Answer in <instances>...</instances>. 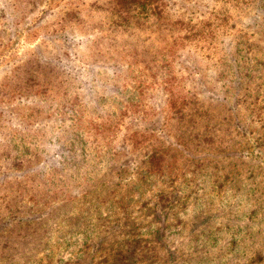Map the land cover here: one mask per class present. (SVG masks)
I'll list each match as a JSON object with an SVG mask.
<instances>
[{"label":"trees","instance_id":"trees-1","mask_svg":"<svg viewBox=\"0 0 264 264\" xmlns=\"http://www.w3.org/2000/svg\"><path fill=\"white\" fill-rule=\"evenodd\" d=\"M19 1L21 13L42 7L28 25L19 26L18 12L12 22L16 35L24 26V44L40 43L0 56V71L18 68L0 82V183L10 184L16 216L25 211L32 232L43 229V264H54L53 234L57 255L73 237L83 240L63 264H264L263 231L246 237L238 218L247 210V228L264 218V181L254 182L262 176L256 160L264 162V97L241 76L234 52L209 58L207 67H217L211 87L182 62L189 44L213 38L210 21L178 17L182 0ZM206 1L233 29L244 2L264 19V0ZM247 31L231 42L264 64V36ZM195 193L186 242L181 220ZM226 206L227 216L217 213ZM192 244L223 252L188 261Z\"/></svg>","mask_w":264,"mask_h":264},{"label":"rangeland","instance_id":"rangeland-1","mask_svg":"<svg viewBox=\"0 0 264 264\" xmlns=\"http://www.w3.org/2000/svg\"><path fill=\"white\" fill-rule=\"evenodd\" d=\"M18 0H0V56L3 54H6L5 57L9 56L16 47H19L20 45L23 44V46L19 50L22 51L23 48H25L23 51L24 53H30L33 52L32 50L34 49V46L36 43H40V38H30V41H25L27 44H24L22 41L21 37V31L24 28H21L20 32L17 34V28L16 24L12 25V22H15L14 17L18 13H21L24 8L20 7L23 3L19 1V4L16 3ZM42 1V0H40ZM78 1V0H77ZM89 1V0H86ZM183 2H179V6L176 5L174 7L175 14L178 17H182L187 22H195L196 18H198L200 15L204 16V19H208L211 24V29L213 30V38H202L199 39L200 41L203 42H197L193 41L189 46L186 47V50L183 52V61L185 64L189 66H193L195 71L193 74L195 75V79L200 78V75H205L204 79L202 80V84H206L208 87H211V82L214 79L213 72L216 70L217 67H210L208 68L207 66L210 64V59H212V62L217 60L218 57H225L226 54L230 53L232 54L234 52L235 57L238 59L240 71H241V76L243 78L249 79L251 82L250 87L254 88V91L259 92V97L263 98L264 97V64L259 63L254 56L251 54L248 55L246 45L242 42H231V40H238L239 38L237 36L239 35L240 32H238L240 29H243L247 31L248 33L254 34V36H264V19L261 20H255V7H251V4L245 5L246 2L241 3L238 8H237V15H235L231 20L236 21L235 23V28H231L232 21H228L227 24L221 23L219 24V20H216L215 17L217 16V12L214 7L211 6V3L209 1H206L203 3V5L207 6L206 8H202V11L199 10L200 13H192L190 11L191 7H189L192 2L198 1V0H182ZM233 1V0H230ZM11 2V3H10ZM16 3L18 6V9L12 10L11 9V4ZM42 3V2H41ZM183 3V4H181ZM221 3L225 5L224 1L221 0ZM234 7L235 5L237 6V2H233ZM23 6V5H22ZM180 7V8H179ZM223 6L219 8L222 9ZM37 8L33 13H27L28 9H25L21 15H18L20 19L22 20L19 24V26L23 25V23H26V25L29 24L30 21L35 19V15H37L39 12L38 10L41 9ZM186 8V9H185ZM236 8V7H235ZM235 8L231 12V14L234 12ZM264 9V6H263ZM196 11V10H194ZM231 11V10H230ZM27 13V15L24 17V15ZM233 15V14H232ZM262 18L263 15H260ZM239 29L238 31H236ZM247 29V30H246ZM40 31L39 33H42ZM257 37V38H258ZM9 40V41H8ZM237 43V45H234ZM195 45V47H194ZM190 50V52L187 51ZM256 57L259 58V55L257 54ZM210 58V59H209ZM187 61V62H186ZM76 70L80 69V72L82 69L80 68V65H76ZM191 69V68H190ZM7 72H6V71ZM189 69H185L183 73L185 75L192 73V71ZM6 72V73H5ZM18 72L17 65L13 66L11 69H3L0 71V82L5 83L9 79L8 76H13ZM182 72V71H181ZM196 73L198 75H196ZM192 75V74H190ZM194 79V78H193ZM194 79V80H195ZM190 78L189 82L193 81ZM195 82V81H194ZM191 83H189L190 86ZM195 84V83H194ZM196 85V84H195ZM34 101L35 98H32ZM158 100V99H157ZM14 102V101H13ZM105 102V101H104ZM160 102H158V105ZM156 104V103H155ZM154 104V105H155ZM8 118V114L6 116ZM15 125L17 127H23L26 126L21 123H17V121L13 120ZM7 125V123H5ZM11 126V124H9ZM36 127V126H35ZM28 128V125L26 126ZM50 156L52 157L51 154H48L47 157ZM41 162H43V158H41ZM256 163L258 165L257 169V175H262L260 177H257L256 181H260L261 178L264 181V162L263 160L260 162L259 160H256ZM184 164L187 166V170L191 171V166L187 162H184ZM182 166V164H181ZM183 167V166H182ZM0 183V264H43V229L36 230L35 233L32 232L31 228H29V225L26 221V215L25 211L22 213L23 215L16 216L14 213V200L13 197L10 195L9 189H10V184H2ZM255 186V185H253ZM199 194H191L189 197V204L188 208L185 212V217H187V221H184L183 219L181 220L183 222V234L179 237L180 239H185L187 242L190 240V234H189V228L190 226L194 223L195 220H192L191 217L195 216V205L197 203V200L200 199L198 196ZM230 205L234 206L236 201H237V196H230ZM210 202V201H209ZM203 204H207V201L204 199L202 201ZM211 203V202H210ZM79 211L78 214L82 213L83 211V206L81 203H79ZM208 205V209H209ZM224 210V211H223ZM228 207H224L222 210L217 211V213H222L227 216L225 212H227ZM239 208H237L236 211H238ZM240 211V210H239ZM213 214L215 217H218V214ZM247 210L243 212V214H240L238 216L239 219H241V227L244 229V232L247 231L246 237H249L253 232L254 228H259L263 231L262 239H263V244H262V253H264V218L262 219V222L260 224L254 223L251 228H247L245 226L250 227L247 224ZM83 213L80 215L82 216ZM79 216V217H80ZM203 214L200 213V217H202ZM174 219V217H173ZM221 218L217 219V221H220ZM175 221V220H174ZM213 223H216L213 221ZM247 224V225H246ZM180 225L173 228L171 230V233L168 235H171L175 232H177L180 228ZM204 229V228H203ZM202 229L200 228L197 232L196 235L201 232ZM225 232V229L223 230V233ZM239 232V231H238ZM241 232V231H240ZM58 238L57 234H53L52 239L49 242V245L52 247L56 246L54 248L53 253V262L54 264H63L65 261L71 257V253L74 251H77L78 248L75 247L78 245L83 244V240H78L72 238V242L70 243L69 248L63 249L62 251L59 252L57 255V250L58 246L55 243V240ZM174 236H169L168 241H173ZM231 241V237H230ZM75 244V245H73ZM222 246L225 247V243H222ZM221 245H206L205 247L209 249L208 253H205L206 249H200L197 247L200 246H195V245H189V246H184V255L188 257V261L190 260V256L193 255L194 257L202 256L203 259L205 258H211L215 255L221 254L223 252L219 251L222 248ZM64 247V246H62ZM75 247V248H74ZM195 251V252H193ZM60 257L59 260H57V256ZM252 255V254H249ZM256 261V259H255ZM47 263V261H45ZM95 263H98L96 260ZM53 264V263H52ZM85 264V263H84Z\"/></svg>","mask_w":264,"mask_h":264}]
</instances>
